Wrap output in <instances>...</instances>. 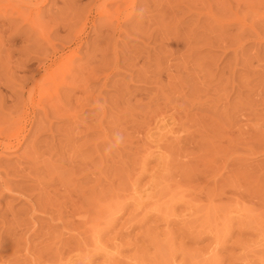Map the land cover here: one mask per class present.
Instances as JSON below:
<instances>
[{
  "label": "rangeland",
  "instance_id": "1",
  "mask_svg": "<svg viewBox=\"0 0 264 264\" xmlns=\"http://www.w3.org/2000/svg\"><path fill=\"white\" fill-rule=\"evenodd\" d=\"M117 1L0 0L1 94L75 114L0 153V264H264V0Z\"/></svg>",
  "mask_w": 264,
  "mask_h": 264
},
{
  "label": "bare ground",
  "instance_id": "2",
  "mask_svg": "<svg viewBox=\"0 0 264 264\" xmlns=\"http://www.w3.org/2000/svg\"><path fill=\"white\" fill-rule=\"evenodd\" d=\"M12 1V0H11ZM26 2H28L29 4H36L35 5V15L38 17L39 16V13H40V10H41V4L44 3L45 0H24ZM120 2H122L121 0H118ZM117 1V2H118ZM126 1V0H124ZM129 1V0H128ZM126 1V3L128 2ZM39 2V3H38ZM116 2V1H115ZM10 3V2H9ZM125 3V5H126ZM6 6V5H5ZM10 6V5H9ZM123 6V5H122ZM17 7V6H15ZM19 8V7H18ZM121 5L118 4L116 5V7L113 9V11H109L108 10H103L101 13H107L106 15L107 16H110L111 18L114 17V15L118 18H120L119 16H121V14L123 13V11L121 10ZM130 12V11H129ZM128 12V13H129ZM17 13L19 14L18 16L20 17V15H23L24 13L22 11H19L17 9ZM30 13H33L32 10H30ZM127 13V14H128ZM109 14V15H108ZM236 14V13H235ZM105 15V16H106ZM127 16V15H126ZM125 16V17H126ZM12 18V17H11ZM10 17L6 19V21L8 23H13L14 19L12 20ZM121 19V18H120ZM223 19V18H221ZM125 21V20H124ZM264 21V20H262ZM120 23L119 19H118V24ZM226 23V22H225ZM243 23V22H241ZM117 24V22H116ZM222 24V23H221ZM248 25V24H247ZM252 25V24H251ZM249 27V26H248ZM224 28V27H223ZM251 29V27H250ZM255 30V29H254ZM253 30V31H254ZM257 30V29H256ZM243 31V30H242ZM257 33V32H255ZM260 34V33H259ZM257 35V34H256ZM9 40H12V39H9ZM78 43V42H77ZM74 50V49H73ZM55 63V62H54ZM52 64V63H51ZM23 66H26V65H23ZM9 72V71H8ZM7 72V73H8ZM27 72V70H23L22 71V75L20 76L19 78V81H16L17 79L14 77L15 75H13V73L15 72H11V74H9V76H5L7 78V81L5 83H9V82H12L14 83L12 87H15L16 90L10 92V94H6V95H2L1 92H0V121L2 120V123H4L2 126L0 123V153L5 151L6 150H12V149H16V148H19L21 147L23 141L27 138V134H29V131H31V127H29V125L31 124V121H33L35 115L38 114H41L40 116L43 117H47L48 113L50 112L51 114H57L58 116L61 114V116H65L68 112L69 115H66L68 117H70L71 114H73L72 112L69 111V109L66 110V113H63V111H65L66 108H68V106H63V104H60L62 105L63 109L61 107H58L59 104H58V101L59 99H48L50 98L49 96H47V92L50 91L52 92L50 89V86L55 84H51L49 86V89H48V86H46V83L48 82V80H52L54 81L55 78H59L57 77L58 75H56L58 72H54V70H36L31 76H27L25 75V73ZM27 74V73H26ZM61 78V77H60ZM65 78V77H64ZM63 79V78H62ZM61 79V82H63V80ZM6 80V79H5ZM57 80V79H56ZM67 80V79H66ZM65 80V81H66ZM70 81L69 84L72 83L71 80H68ZM67 81V83H68ZM55 82V81H54ZM52 83V82H51ZM59 83V84H60ZM11 84V83H10ZM58 84V83H57ZM56 84V85H57ZM86 84V83H85ZM5 85V84H4ZM3 85V87L5 88V86ZM56 85L54 87H56ZM2 86V85H1ZM11 87V86H10ZM53 87V88H54ZM13 88V89H14ZM58 90V88H57ZM87 90V89H86ZM56 91V90H55ZM85 91V90H84ZM55 93V92H54ZM52 92V94H54ZM57 94V93H56ZM48 95H50V93L48 92ZM58 95V94H57ZM51 96V95H50ZM53 97H56V95ZM57 98H59L57 96ZM47 99V100H46ZM51 100L53 103H51ZM49 101V103L47 104V102ZM57 102V103H56ZM89 103L86 102H83V106L84 105H87V106H90L88 105ZM58 105V106H57ZM71 106V105H70ZM72 108V107H71ZM91 108V107H90ZM89 109V108H88ZM75 113V112H74ZM43 115V116H42ZM56 115V116H57ZM75 115V114H73ZM71 115L72 117H74L75 119V116ZM66 117V118H68ZM77 117V116H76ZM40 119V118H39ZM69 119V118H68ZM73 119V118H72ZM4 120V122H3ZM11 120V121H10ZM37 120V118H36ZM43 120V119H41ZM40 121V120H39ZM163 121V120H162ZM5 122H6V125H5ZM34 122V121H33ZM38 122V121H37ZM43 122H41L42 124ZM39 125V124H38ZM42 126V125H40ZM88 128V127H87ZM31 129V130H30ZM39 129V127H38ZM36 128V131H40ZM41 129V128H40ZM38 133V132H37ZM173 133V131H172ZM36 134V133H35ZM148 135V134H147ZM148 137V136H147ZM32 152V151H31ZM24 156V155H23ZM31 165V164H30ZM33 166V165H32ZM31 171H33L31 169ZM34 171H35V168H34ZM33 171V172H34ZM39 172V170L37 171ZM4 183V182H3ZM85 190H88V189H85ZM84 190V191H85ZM89 191V190H88ZM91 201V200H90ZM141 205V204H140ZM142 206V205H141ZM62 207V206H61ZM141 208V207H140ZM56 210V209H55ZM53 211V210H52ZM55 212V211H53ZM58 212L60 213V211L58 210ZM51 213V212H50ZM77 213V212H75ZM52 214V213H51ZM55 214H58V213H55ZM63 214V213H62ZM50 215V214H49ZM59 215V214H58ZM64 215V214H63ZM62 216V215H61ZM65 216V215H64ZM63 216V217H64ZM84 216V215H82ZM52 217V216H51ZM61 220V218H60ZM80 220V219H79ZM88 220V217L85 219V221ZM57 221V220H56ZM61 221H64V220H61ZM82 221V219L80 220ZM84 221V220H83ZM83 222L86 224V222ZM79 222V221H78ZM72 223V222H71ZM75 223V222H74ZM77 223V222H76ZM81 223V222H79ZM89 223V222H88ZM68 224V223H67ZM60 225V224H59ZM73 225V224H72ZM75 225V224H74ZM83 226V224H81ZM79 226V225H78ZM76 226V228L78 227ZM20 227V226H19ZM72 227V226H71ZM65 228V227H64ZM71 229V228H70ZM74 229V228H73ZM72 229V230H73ZM46 249V248H45ZM37 250V249H36ZM34 250V251H36ZM41 252V251H40ZM35 254V253H34ZM42 254V253H40ZM56 254V253H55ZM33 255V254H32ZM36 255V254H35ZM39 255V252L38 254ZM43 255V254H42ZM34 257V256H33ZM42 257L41 255H39L38 258ZM29 258V257H28ZM45 258V257H44ZM34 259V258H33ZM36 260V259H34ZM2 261V260H1ZM5 262V261H4ZM36 262V261H35ZM38 264V263H37Z\"/></svg>",
  "mask_w": 264,
  "mask_h": 264
},
{
  "label": "clouds",
  "instance_id": "3",
  "mask_svg": "<svg viewBox=\"0 0 264 264\" xmlns=\"http://www.w3.org/2000/svg\"><path fill=\"white\" fill-rule=\"evenodd\" d=\"M123 140H124L123 135L120 134V133H116L115 136H114L115 143L112 145V147L119 146L120 144L123 143Z\"/></svg>",
  "mask_w": 264,
  "mask_h": 264
}]
</instances>
